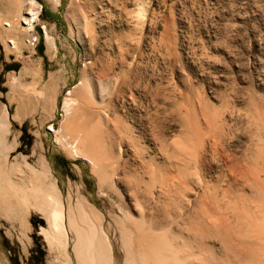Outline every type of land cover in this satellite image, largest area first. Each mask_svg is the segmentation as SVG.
I'll use <instances>...</instances> for the list:
<instances>
[{
	"label": "rangeland",
	"instance_id": "374dc122",
	"mask_svg": "<svg viewBox=\"0 0 264 264\" xmlns=\"http://www.w3.org/2000/svg\"><path fill=\"white\" fill-rule=\"evenodd\" d=\"M11 2L0 0L9 182L27 191L46 165L63 204L81 195L111 223L112 240L113 218L127 212L128 227L145 233L135 234L142 249L162 239L184 264H264V0H36L35 47ZM81 80L95 94L80 95L74 132L97 167L54 131ZM9 192L0 181L16 203ZM15 208L0 210V264H61L41 232L45 212Z\"/></svg>",
	"mask_w": 264,
	"mask_h": 264
},
{
	"label": "bare ground",
	"instance_id": "6f19581e",
	"mask_svg": "<svg viewBox=\"0 0 264 264\" xmlns=\"http://www.w3.org/2000/svg\"><path fill=\"white\" fill-rule=\"evenodd\" d=\"M51 1H53L56 6L60 2V0ZM11 4L16 5L15 8L17 7V9H15V12H21L20 21L23 23V29H20L26 32L34 29V22L40 20V7L36 0H12ZM23 6H27L25 7V11H22L21 9ZM71 14L73 16L75 15V18L78 15L77 12H72ZM4 24L10 27L14 25L11 22H5ZM43 29L45 30L46 38L48 40L47 42L53 46L55 44L53 36L47 32L46 25L43 26ZM21 40L22 39L17 36L13 37L9 42L12 44L13 49H20L22 46ZM93 90L94 87L91 80H81L78 84L72 86V88L67 91L62 108L64 119L60 127L58 129L54 128V131L56 139L61 144L70 147L71 152L75 157H85L94 167H97L99 166L97 158L90 156L86 152V148H84V144L87 143V141L85 142L86 137L74 132L79 129V123H77V117L81 109L79 97L86 93L93 95L95 94V90ZM18 112L17 118L21 116V110ZM6 113L7 110H5V114ZM5 120L3 119L1 123L2 131L7 127L6 122L8 121ZM3 143L4 142H2V144ZM1 146L3 147V145ZM47 167L44 165V170L41 173L39 171H36V173L34 172L35 174L31 178L33 187L26 191L24 187L19 186L12 181L9 182L6 178L9 167H6L5 163L0 161V181H5L10 184L9 198L13 195L17 197L16 203H18L19 200L24 202L28 209L29 207L33 208L35 205L45 212L44 215L46 216L48 225L47 227H41V232L47 240L50 248L49 250L54 253L58 250V253L60 254L59 256L63 258L62 261L60 259L61 257L59 258L61 264H184L182 261L183 259L178 256V252L175 251L170 243L162 241V239L156 240L151 246L143 249L140 248L139 244L136 243L135 237L136 235L144 237L145 233H139V231L133 232L128 227L127 219L130 215L127 212L120 218H113L117 229L114 228L116 235L112 240L109 233L111 230L110 227L112 226L111 223H104L101 219L102 216H99L96 212V207L94 206V208L90 202L88 203V201H85L81 195L69 197L65 202L66 204H63L60 196L61 194L55 184L56 182L54 179H47V176H49L47 173L49 167ZM99 172H101L100 168ZM100 178L101 182L105 179L102 175H100ZM7 188L9 187L2 185L1 190H6ZM2 192L5 193V191ZM32 199L34 201H32ZM16 203L15 201L5 199L4 194L0 193V210L17 213L18 209L15 208ZM143 218V223H145V217ZM135 223L138 225L142 224L141 222ZM153 226L154 225L152 224L151 227L153 228ZM155 227L157 228V226ZM149 232L150 231L148 230V233ZM69 239L73 241L71 246L73 257L75 258L73 261L71 259L72 257H70L71 254L67 255L64 252L65 246H68L67 243H69ZM58 246H60V249L57 248ZM115 250H117V254L115 253ZM67 251L69 252V249ZM58 253L56 252L57 256Z\"/></svg>",
	"mask_w": 264,
	"mask_h": 264
},
{
	"label": "built area",
	"instance_id": "2783aa9c",
	"mask_svg": "<svg viewBox=\"0 0 264 264\" xmlns=\"http://www.w3.org/2000/svg\"><path fill=\"white\" fill-rule=\"evenodd\" d=\"M30 37L28 38L27 40V43L33 47H35L36 43L38 42L39 40V33L34 31L33 29L30 30Z\"/></svg>",
	"mask_w": 264,
	"mask_h": 264
},
{
	"label": "crops",
	"instance_id": "0c3cea01",
	"mask_svg": "<svg viewBox=\"0 0 264 264\" xmlns=\"http://www.w3.org/2000/svg\"><path fill=\"white\" fill-rule=\"evenodd\" d=\"M7 13H9V5H8V8H7ZM6 58H7L6 60L8 61L9 60V54L6 55Z\"/></svg>",
	"mask_w": 264,
	"mask_h": 264
}]
</instances>
